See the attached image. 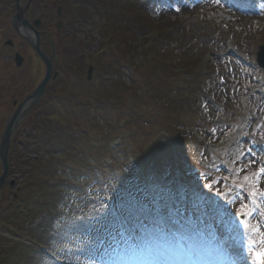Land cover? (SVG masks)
Segmentation results:
<instances>
[{"label": "rangeland", "instance_id": "374dc122", "mask_svg": "<svg viewBox=\"0 0 264 264\" xmlns=\"http://www.w3.org/2000/svg\"><path fill=\"white\" fill-rule=\"evenodd\" d=\"M37 1H41L43 6L47 3L49 8H52L49 4L50 0H33L29 5L26 4L29 7L25 6L26 0H20L24 8V19L32 20V17L37 15V12H39L35 7V4L38 3ZM93 1L96 4L90 8V10L93 9V13L90 14L91 16L87 21H82L81 16L73 11L68 15L71 18V24L69 25L71 27L67 31L56 27L61 18L52 17L54 14L56 15L57 6L62 5L65 7L66 1L61 0L59 4L53 7L52 11L47 10L48 17L51 18L44 20L41 27H39L43 33L41 36L44 40V42L40 43V48L50 55V41H53L56 46L58 66L61 64L59 68L62 70L63 75L57 81L48 83L45 101L54 102L51 99L53 93H57L59 96L67 93L73 101L75 100L74 97L79 99L80 94L87 95L88 99L91 97V87L89 89L84 77V71H86L87 67L82 63L80 53L90 56L97 49L101 36L107 32L106 29L103 30L99 25V19L102 14L97 13V8L100 6L101 11L107 13L108 24H111L117 30L119 50L122 53H119L120 55L117 54L118 56L115 58L119 62L118 72L109 71L110 76H112V79L106 85L109 87V92L104 91L105 89L102 88L101 90L104 92L101 95L113 94L117 99L121 98L123 101H127V97L131 95L139 97L144 95L143 101L146 102V105L151 103L150 105L153 107L158 101H161V97H166L165 93L169 86H171L170 89L175 88L174 84H172L175 80L187 76L186 71L183 73L178 71L177 67L179 65L189 66L191 71L197 68L193 71L194 75L189 76L194 81L190 85L188 83L189 88L187 91H192V94L189 95L187 93L185 96L182 95L180 98H175L174 101L167 103L168 109L165 107L166 121L164 125L169 126L176 135H182L183 139L180 140V143L187 145L186 147L190 152L187 154H189L190 158L188 157L189 159L187 160L186 156L183 159L184 161L182 160L187 170V181L185 183L189 185L190 189L199 191V195H201V199H198L199 206H201L200 204L203 203L204 199L215 197L216 189H221L220 183L216 184L213 189L207 188L206 185L213 180L219 181L221 176L228 174L225 169L226 167L231 168L232 165L226 162L234 159L240 148H243L245 152L251 149V155L244 157L241 161L242 163L252 159L253 156L257 161L264 160V139L261 138V132L264 131V128L261 127V125H264V114L258 111L259 108H264V85L256 87L258 89L256 91H254L255 89L244 91L248 86L246 78H249L253 72L251 67L246 65L245 62L250 63L251 60L255 62V57L259 50L258 47L261 44L264 45V27L259 29L252 21L254 16L260 17L264 26V15H261L260 12V6L264 5V0H247V4L244 6L248 8L246 11L230 8L225 0H220V8L211 9L212 14L201 8L215 3V0H117V4L113 1L112 4L108 5L102 4L100 0L98 2L97 0ZM12 2L14 1L0 0L3 5V8H0L1 18L4 16V9L12 6ZM106 7L110 8L109 11L106 10ZM257 28L258 33L255 30ZM149 37L152 38L148 39ZM9 39H12L13 44L5 47L3 44L5 40ZM87 39H93V42L88 44ZM148 40H151L150 43H152L154 48L153 52L157 53V57L155 56V60L153 58L151 63H147L145 60V55H147L148 51H144V46L147 45L146 42ZM16 52H19L24 58L21 66H17L15 63L11 64L10 59H14ZM208 54L213 59H207L206 61H209V63L204 62V65L200 66V62L208 58ZM39 58L36 51L19 35L12 25L11 18L6 21H0V97L5 89H9L8 101L0 103V142L4 129H6V123L11 120L18 104L24 99L25 93L33 91L44 75V64ZM158 58L159 61H157ZM135 61L140 64L146 62L145 64L147 65L158 63L153 70L149 69L152 66L137 69V73L142 72L141 74L143 75L139 74L137 78L130 75V68H132L133 62L135 64ZM190 63L193 64V67ZM162 67L165 69L163 72L159 71ZM204 67L209 69L206 77L202 76L204 75ZM27 69L29 73H27ZM146 74L151 75V79L147 78ZM257 75L262 79L261 73ZM208 78H210L211 83L207 82ZM20 79L25 82L23 84L19 83ZM221 80L224 81L223 84H221ZM70 85L71 89L69 88ZM241 85L244 86V89ZM131 86L133 87L130 90L126 88V90H129L128 92L122 91L124 87L131 88ZM207 89L213 91V94H205L204 91ZM182 92L184 93V91ZM151 93L154 94L155 99L150 100L149 94ZM240 93L246 95L247 99L250 100L251 109L247 115L245 114L243 117L235 119L236 121L234 122L241 124L243 128L240 126L242 129L235 136L236 140L233 143L224 146L225 149L221 151L224 159H220L218 151L216 150L217 152L214 155L213 151L215 149L212 144L210 146L208 141H215L222 132L235 124L230 121L232 116L228 110L235 107ZM50 102L41 107L44 111L50 112L52 119L54 117L53 120H49V126H54L56 121L59 120L63 124L71 126V128H68L73 131L78 121L71 118L72 116L68 112L61 111L58 106L57 108L52 107ZM212 104L217 106L216 111L221 113V117L218 114L215 115V109L211 106ZM120 107H123L124 113L129 112L131 117V108L127 106L125 109V105ZM138 108L136 112L139 114L134 115L133 121L137 117L139 119L142 113V123L139 125L136 123L134 125L133 123L130 124V127L136 131H142L146 138H150V132H154L160 125H157L156 121H154L149 107L141 105ZM119 110V108H112L111 115L115 113L117 117ZM106 115L109 117V114L106 113ZM108 117H97L95 127L98 126V129L105 130V126H108L109 118H111ZM37 118H39L38 113L27 116L22 124L20 123L19 129L17 128L15 134L17 135L18 132L24 129L23 125L29 126V129L40 133L42 131L41 128L44 129L45 124H42L41 127L40 122H43V119L39 120ZM117 119L114 120L113 117V122H117ZM146 120L148 123H145ZM83 121L85 124L87 123V120ZM37 122H39V126H35ZM213 128L217 129L215 133L210 131ZM238 130L234 133H238ZM196 132L205 134L207 143L195 141L193 134ZM42 134V139L37 137L39 139L38 143H40L41 156H63V154H66L65 157L68 158V162L78 158L76 154L72 153V145L70 147L66 146L68 141H65L64 144L60 140L54 144V141H49L48 137H44L45 133L43 131ZM134 137V141L137 144L132 141L130 144L132 149L137 151L136 148H139L138 144L140 145L145 137L141 140L140 134L134 135ZM129 141L130 138H128V143ZM127 146L128 144L125 147L127 148ZM234 147L237 152L233 149ZM156 166L160 170L165 165L157 163ZM256 166L258 167L259 165ZM125 169L122 167V170ZM58 170V174L68 183V186L69 183H75L74 179L76 178L72 174L65 172L63 169ZM13 177L15 175L9 173L6 182H11ZM23 177L22 175L19 179L22 183L24 182ZM26 177L27 175H25V179ZM63 180L59 181L60 187L56 190L54 189V192H57L55 195L52 194L53 192L46 194V203L50 204L51 207L47 205L45 209H41L36 215L37 219L26 224L25 234L19 240L31 247V257H37V260H41L38 264H58L56 260L52 261L48 257L53 253L69 261L70 264H164L166 262V259L160 257V255H156L159 258L154 259L153 255L157 253L155 251H142L135 248V244L140 242L145 233L152 231L136 228V225L140 224L138 220L143 221L141 219L143 217H141L142 213L148 212V209L141 208L133 211L129 209L130 207L127 204H124V200L118 202L116 197L112 195L113 200H115L114 204L119 205H115L114 210L119 213L120 222L116 221L115 223V219L105 218L107 212L104 211L96 213L93 219L86 220L82 218L84 216L80 215L81 211L77 210L72 201H75L76 198L80 199L83 195L86 196L87 192L83 190L87 186L82 188L83 194L80 190L79 192H73V190L65 188L67 185L64 184ZM165 182L167 183L166 180ZM161 190L164 189L161 188ZM5 191L7 196H11L14 193V191L10 190L8 195V190L6 189ZM6 194H1L0 206L7 200ZM236 198L237 202L230 205V210L227 214L238 208L239 200L243 199V194L238 188ZM165 205L167 204L165 203ZM170 205L173 204H169V207ZM175 206L181 207V205ZM187 216L190 217L191 214H187ZM192 218L195 219V217ZM209 225L205 218L201 227L205 229L204 232L208 233V239L203 243L210 245L211 249L214 248L215 242L211 240V234L216 233L222 238L221 244L226 241L228 245H232L233 242H231V236L228 231L211 230ZM261 225L264 226V220H261ZM116 227H118L121 235H124V231L129 232V239L121 238L119 233L116 232ZM132 228L135 229L134 231L137 234L134 237L135 239H133L131 234L132 230L130 229ZM227 228L229 230V227ZM4 233L5 230L0 226L1 244L10 247L15 241L8 240ZM163 243L162 241L157 243L162 251L165 248L163 246L165 243ZM65 245L68 247H65ZM149 248L151 249V245ZM214 249L217 251V255L221 253L223 260L229 263L230 256L223 254L220 246H215ZM238 249L243 255L249 256L247 244L240 246ZM210 255L214 256L216 260L219 259L212 250ZM243 264H254V261L249 256V258L244 260Z\"/></svg>", "mask_w": 264, "mask_h": 264}, {"label": "snow or ice", "instance_id": "6c2138e0", "mask_svg": "<svg viewBox=\"0 0 264 264\" xmlns=\"http://www.w3.org/2000/svg\"><path fill=\"white\" fill-rule=\"evenodd\" d=\"M215 2L219 4L220 0H215ZM241 3L242 0H235L233 6L246 11L247 9L241 8ZM260 12L261 15H264V5L260 6ZM223 83L224 81L221 80V84ZM258 111L264 114V108H259ZM261 127L264 128V125H261ZM210 131L215 133L217 129L213 128ZM261 138L264 139V131L261 132ZM211 142V140L208 141V143ZM154 151L167 153L171 149L168 146L158 145ZM248 155H251V149L245 152L243 148H240L235 158L226 162L232 165L231 168L226 167L225 169L228 174L221 176L219 181L213 180L206 187L213 189L216 184L228 180L236 188L240 189L243 199L239 200L238 208L228 214L235 218L236 230L240 231L246 241L248 254L253 259L254 264H264V226L261 225V220H264V160L257 161L253 156L252 159L242 163L243 158ZM256 165L259 166L257 167ZM230 191L221 192L219 189H216V194L224 197L228 205H233L237 202V198L228 199ZM165 202L161 204H165ZM167 204L169 203L167 202ZM189 207H191L190 217L186 215ZM153 211L155 213L151 219V223L154 225L153 231L146 232L140 242L135 244L137 250H161L157 241H168L170 248L164 250L169 252L173 251L176 247L183 248L185 245L190 248L189 242L193 238L200 236L205 230L201 227L204 224L205 218L209 214L219 212L220 209L215 205L209 204L208 201H204V206H199L196 203H192L189 197L183 203V208L176 207L173 204L170 207L165 205L159 210L153 208ZM224 212L227 213V209H224ZM175 217L180 218L176 219ZM192 217H195V219ZM211 240L215 242L214 247L220 246L225 255L234 254V250L230 249L226 242L221 244L222 238L218 234H211ZM150 245L151 249L149 248ZM65 247L68 246L65 245Z\"/></svg>", "mask_w": 264, "mask_h": 264}, {"label": "trees", "instance_id": "16d2710c", "mask_svg": "<svg viewBox=\"0 0 264 264\" xmlns=\"http://www.w3.org/2000/svg\"><path fill=\"white\" fill-rule=\"evenodd\" d=\"M91 1H93V0H88L87 1V3H86V5H87V13L84 11V10H86L85 8H83L81 11H83V12H85L86 14H87V20L90 18V14H92L93 13V9L92 10H90V8L92 7V3L95 5L96 4V2H91ZM115 2L116 4H117V0H110V2L112 3V2ZM97 2H98V0H97ZM95 10V9H94ZM84 14V13H83ZM114 39H116V38H114ZM113 44H115V43H117V45H116V47H118L117 48V50L115 49V46L114 47H112L111 48V50H113V52L111 51L110 53H112V54H110L109 55V57H106V59H105V66L107 67L108 66V68H109V70H116V72H117V70L119 69V62H118V60H116L115 58L118 56L117 54H119L120 53V46L118 45L119 43H118V40H113V42H112ZM115 49V50H114ZM153 53H155V52H153ZM120 54H122V53H120ZM119 54V55H120ZM155 55H157V53H155ZM130 58V57H129ZM193 63V62H192ZM192 63H190V64H192ZM157 63H155V64H153V66L152 67H150L149 69L150 70H153L154 69V66L156 65ZM189 64V65H190ZM192 67H193V64L191 65ZM140 68H142V69H144V68H148V67H146L145 65H141L140 67H138V69H140ZM159 71H161V72H163V71H165V69L162 67L161 68V70H159ZM142 72H140V73H137V75L139 76V74H141ZM142 75V74H141ZM143 76V75H142ZM146 76H147V78H149V79H151V75H148V74H146ZM209 83H211L210 82V79L209 80H207ZM132 87L133 86H131V88H128V87H124L123 88V90L122 91H125V92H128V90H126V88L127 89H132ZM105 91H107V92H109V87L107 86L106 88H105ZM154 95V94H153ZM156 95V94H155ZM116 98V97H115ZM180 98V97H179ZM120 101L119 102H121L120 104L122 105V106H124L125 105V109L127 108V106H128V108H131V117H132V120H131V117H130V115H129V112H127V113H124V110H122L123 109V107L121 108V107H119V113L117 114V117H116V114L115 113H113V115H110V112L108 113L109 114V117H111V118H109L105 113H103V117L105 116V117H108L110 120H109V123H108V126H105V128H109V130L111 129V127H114V129H113V131H109V132H111V135H113V136H115V135H117L118 134V132H120L122 129L119 127V121L122 119V118H128L129 120H127V124H125L122 128H123V131L124 130H127V131H129V132H132V130H134L133 128H131L130 127V124H133L134 123V125H135V123L137 124V125H139L140 123H142V121H141V117L143 118V115H142V113H141V117H139V119H138V117H137V121L136 120H134L133 121V117H134V115H137V113L138 112H136L137 111V109H139L138 107H141V105L142 106H144V104H146V102L145 101H143V96L142 97H139V96H137V95H135V97H130V99H129V97H127V101H123V99H121V98H118ZM114 101H115V99H114ZM130 101V102H129ZM143 101V102H142ZM68 103H69V105L71 106H73V108L75 109V111H73V112H71V111H69L68 112V114L70 115V116H72L71 118H73V119H75L76 121H78V123L74 126V130L75 131H77V129L78 130H83L84 128H86L87 127V138L88 139H91V140H94L95 141V139H96V145H95V147H92V148H86L87 149V151H91L90 153L91 154H93V156L95 155L96 157H98V158H96V159H102V158H104V157H107L110 153H112L113 151L109 148L110 146L108 145V143L107 142H109L110 140H111V138H109L108 137V135L107 134H109V133H107L106 131H104L103 129L102 130H100V132L97 134V137L95 136V137H93L92 138V136H90V133L92 132L91 131V129L89 128V126L90 125H92L91 124V121H90V111H89V105H88V107H87V111L84 109H82V108H80L79 106L77 107L78 109L76 110V106H74L75 105V103H74V101H68ZM61 111H65V110H63V109H61ZM86 114H87V116H86ZM139 114V113H138ZM85 117H87V126H85V123H84V121L83 120H86V118ZM113 117H114V120L115 119H117V120H119V121H114L113 122ZM70 119V118H69ZM71 120V119H70ZM90 121V122H89ZM107 121V120H106ZM133 121V122H132ZM108 122V121H107ZM148 122V121H147ZM81 123H82V125H81ZM146 123V122H145ZM144 125V124H143ZM85 126V127H84ZM84 127V128H83ZM139 128H141V127H139ZM135 131V133H136V135H139L140 134V136H142L143 138L145 137V139L142 141V143L140 144V146H141V150H140V153H149L151 156H152V158H151V160H150V167L152 168L153 167V165L154 164H156V160H157V158H156V155H155V149H157V146L158 145H164V146H168L169 148H171V151H169V152H167V153H162L160 156L162 157V158H165V159H168V162H170V161H172L173 159H174V157L177 155V156H181L180 154H177L176 153V151L174 150V148H173V146L171 145L172 143H170L169 141H168V139L166 138L165 139V137L163 136V135H165V134H167L168 136H169V138L171 139H175V136H176V134H175V132L173 131V130H171L170 128H168L166 131H165V134L164 133H159V135H158V137L156 138V140L154 141V142H152L151 141V139L149 138V137H147L146 138V136H144V134H143V132L142 131H139V130H134ZM92 134V133H91ZM135 135V136H136ZM150 135H151V133H150ZM149 135V136H150ZM113 136H111V137H113ZM166 136V135H165ZM151 137V136H150ZM103 138L105 139V140H103ZM99 139H102V140H99ZM107 139V140H106ZM181 139H183V137H182V135H177V138H176V141L175 142H180V140ZM98 141V142H97ZM107 143V144H106ZM180 148V147H179ZM153 154H152V153ZM116 153L118 154V155H120V154H122V151H120V150H118V151H116ZM118 157V156H117ZM190 158V157H189ZM188 157H187V160L189 159ZM89 165V164H88ZM184 163L183 162H181V164H180V166H181V168H182V166H183V169H184V171L187 173V170H186V168L184 167ZM45 171H43V172H45V175L42 177L45 181H42V179H40L39 178V180H36V181H34V183H35V187H36V190H37V193H40V192H44V190H45V185H47L48 184V182L49 181H51L52 179H54V174H55V169L54 168H49V169H44ZM29 174L31 175L32 173H31V171H29ZM41 181V182H40ZM27 185H30V183L29 184H27ZM29 187V186H28ZM26 188H27V186H26ZM53 192V191H52ZM57 192H53V195H55ZM58 195V194H57ZM94 196H97V195H94ZM78 198H76L75 199V202H74V200L72 201L73 202V204L75 205V207H76V205H77V202H78ZM79 202H82V201H79ZM89 205H90V203L88 202V204H87V208L85 207H81V205L79 206H77V209L78 210H80V211H82V213L83 214H85V215H88L89 214V212L90 211H88L89 210ZM18 218L15 216V215H12L11 217H9V218H6L5 220L7 221V222H11V221H14V220H17ZM22 251V252H21ZM20 252H15V250H14V248L11 250V251H8V250H3L2 249V245H0V264H36V262H38V260L37 259H33L32 257H30V255H28L24 250H21Z\"/></svg>", "mask_w": 264, "mask_h": 264}, {"label": "water", "instance_id": "95a60500", "mask_svg": "<svg viewBox=\"0 0 264 264\" xmlns=\"http://www.w3.org/2000/svg\"><path fill=\"white\" fill-rule=\"evenodd\" d=\"M19 1V0H18ZM20 4L18 5L19 12L15 17L12 19L13 25L16 27V29L20 32V34L28 41V43L36 49V51L39 53V55L42 57V59L45 62L46 66V72L44 78H42V82L39 84V87L35 89V91L24 100V102L18 107L17 111L13 113L12 120L9 121V123L6 126L5 131L3 132L2 141L0 142V159L2 160L3 164V173L0 176V194L2 193V187L3 183H5L6 179V173H8V156H9V149H10V141L14 135V131H16L17 126L24 118V116L28 113V110L34 106L36 103L39 102V100L44 96V91L47 83L49 82L52 71H53V65L50 58H48L47 54L44 53L41 48H39L40 43V35L39 32L36 31L35 27L31 24L30 21L24 19L22 17V8H20ZM53 56H55V53H53ZM259 61L264 66V47L261 48V52L259 53ZM18 63L20 64L22 59L19 57L17 59ZM1 197V195H0Z\"/></svg>", "mask_w": 264, "mask_h": 264}, {"label": "flooded vegetation", "instance_id": "af4514ba", "mask_svg": "<svg viewBox=\"0 0 264 264\" xmlns=\"http://www.w3.org/2000/svg\"><path fill=\"white\" fill-rule=\"evenodd\" d=\"M53 1H55V0H53ZM57 1H58L57 4H59L61 0H57ZM65 1H66V4L64 5L65 7H63L62 5H58L57 6V10H56L57 11L56 15L54 14V16H52V17H55V18H57V17L61 18V20L57 23V26H58V24L60 22L64 21L65 18L72 12V9H70L68 7H74L78 3V1H75V0H65ZM14 2H15V0H14ZM32 2H33V0H26L25 6L29 7L28 5L30 3H32ZM37 2L38 3L35 4V7H36L37 10H39V12H37V15L35 17H32V20L39 19L41 21V24H42V22H44V20H47V18H51V17H48V11L47 10H51L52 11L53 7H55V5L50 2L49 4L52 6V8L50 9L47 3L43 6L41 1H37ZM26 4H28V5H26ZM42 9H46V10L43 11ZM51 11H50V13H51ZM64 14H67V16L64 15ZM51 15H52V13H51ZM40 27H41V25H40ZM37 28H38V31L42 32L39 29V27H37ZM42 40H43V38H42ZM43 42H44V40H43Z\"/></svg>", "mask_w": 264, "mask_h": 264}, {"label": "bare ground", "instance_id": "6f19581e", "mask_svg": "<svg viewBox=\"0 0 264 264\" xmlns=\"http://www.w3.org/2000/svg\"><path fill=\"white\" fill-rule=\"evenodd\" d=\"M169 223H171V222H169ZM152 231H150V232H152ZM158 242H160V241H157V243ZM162 243H163V241H162ZM164 243H165V246H166V248H164V249H169L170 248V243L168 241H164ZM209 249L212 250L216 254L217 251L214 248L211 249V247H209ZM154 251H155V253L157 252L155 255H153L154 259H158L159 257L156 256V255H160V257H164V259H166L167 263H165V264H177V261L174 260L173 256H171V255H174V253L177 251L176 249H174L171 252L165 251V250H163V251L162 250H160V251L154 250ZM176 256L179 257V254H177ZM247 258H249V256L243 255V260H245ZM217 262H220V258L217 260ZM222 264H225V263H222Z\"/></svg>", "mask_w": 264, "mask_h": 264}]
</instances>
